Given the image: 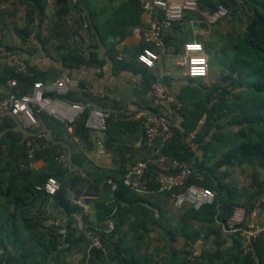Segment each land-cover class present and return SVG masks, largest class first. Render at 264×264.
<instances>
[{
    "label": "crops",
    "instance_id": "0c3cea01",
    "mask_svg": "<svg viewBox=\"0 0 264 264\" xmlns=\"http://www.w3.org/2000/svg\"><path fill=\"white\" fill-rule=\"evenodd\" d=\"M214 1L200 0L196 11L186 12L182 20L174 23L165 36L164 48L159 51L158 61L152 69H145L136 61L142 42L134 32L142 23V15L131 0H77V6L82 9L87 24L96 29L98 35V30L105 32L107 23L113 29L127 33L122 39L119 35L102 33V37H99L96 34L92 40H88L84 31L74 25L77 11L72 5L65 15L59 16L56 0H44V13L42 17L38 15L30 26L31 32L26 43L15 33L16 29H22L27 23L24 0H0V95L10 90L2 81L7 67V52L16 55L24 63L26 73L38 76L44 86L57 81L65 70L76 84L66 94L71 103L61 100L59 97L62 94L45 91L44 95L53 101L55 107V115L50 116L52 121L38 120L34 127L25 131L14 118L5 116L4 125L0 128V224L5 228L0 232V264H25L19 241L27 236L19 219L38 212L45 218L42 222L45 228L52 227L48 226L49 221L64 220L62 227H53L63 235L67 233L66 228L70 224L72 234L80 238V243L70 248L67 260L71 264H86L82 263V259L90 253L89 245L93 238L91 231L100 232L107 221H97L93 207L96 203L109 201L103 183L96 187L90 184L104 173L129 168L150 155V152L143 145L142 130H123L116 125L119 121L112 120L104 133L89 132L85 140L81 139L80 127L75 123L81 114L70 108V105L96 107L125 116L136 110L151 109L153 97L150 89L156 82L168 87L171 99L168 105H179V108V98L191 101L189 94L193 99L212 91L220 84L223 74L221 71L213 73L211 60L218 58L221 62L220 58L224 59L220 65H225L227 58L232 55L233 41L240 38L248 21L247 16L243 19V13L247 12L245 8L236 13L234 18L228 15L217 23H210L208 16L218 6ZM137 17L139 25L127 24ZM188 42H197L203 46L202 55L208 63L207 76L204 78H190L185 68L178 65V59L184 54L183 45ZM73 48H77L87 63L65 68L64 62L74 63L73 59L66 57ZM85 88L91 89L92 93L84 92ZM231 91L244 95L249 93L244 88ZM201 100L206 101L205 98ZM190 106H187L188 110ZM43 115L48 116L46 113ZM204 118L188 134L193 138L198 135L201 141L196 142V149L188 151L187 163L195 179L207 184L216 193V214L210 222H205L207 217L203 213L197 214L198 219H194L189 213V207L176 208L169 196L158 192L137 194L130 203L120 201L124 208V223L119 236L129 241L144 237L149 246L142 248L141 254L146 257L147 263H157L161 259L163 264H183L188 251V256L197 262H208L220 257L223 264H241L234 256L238 251L237 245L240 244L243 250L244 240L238 233L226 230L230 218V196L226 185L236 190L234 198L237 206L233 211L241 212L246 221L264 223V204H255L256 193L264 191V169L254 162L240 165L231 162L214 169L215 161L221 159L227 150L237 146V128L229 125L227 118L217 122L210 120L211 126L206 124ZM181 121L178 112L170 117L171 127L183 131ZM28 134H42L49 150L34 161L32 175L39 176L48 171V158L60 153L66 155L76 176L83 178L68 192V197L73 202L82 200L86 203V212L68 218L62 210L54 208L51 201L42 207L34 200L31 204L33 207H30L32 210L25 207L24 195L16 200L17 203L13 201L14 194L19 193L25 181L14 166L15 155L21 152L16 145L21 144ZM185 137L182 136L183 142ZM99 145L103 148L102 153H99ZM171 160L167 156L163 163L153 169L168 170ZM146 211L149 213L144 215ZM136 219L143 220L145 226L140 225L136 231H132L130 226ZM153 221H157V224H152ZM15 223L18 231L11 232L10 225L14 226ZM182 230L185 232L181 233ZM184 233L197 234V240L185 247ZM172 237L174 242L171 243L169 238ZM257 244L264 252V236L258 239ZM156 249L158 253L153 255ZM103 261L99 264H112L106 259ZM43 264H54L53 255Z\"/></svg>",
    "mask_w": 264,
    "mask_h": 264
},
{
    "label": "trees",
    "instance_id": "16d2710c",
    "mask_svg": "<svg viewBox=\"0 0 264 264\" xmlns=\"http://www.w3.org/2000/svg\"><path fill=\"white\" fill-rule=\"evenodd\" d=\"M240 1L241 3H238L236 0L216 1V5L222 4L227 7L229 14H232L231 16H234L239 11L242 12L246 8L247 12H244L243 14L248 17V21L240 38L233 41L232 55L227 58V62L222 67L223 76L220 84L215 86L212 91L204 93L202 97H194L191 99V94H189L188 98L191 101H188L187 99L184 100L182 97L179 98L181 108H179L178 114L182 118L181 128L183 131L171 127L174 136L161 149V154L170 157L172 160L188 162V151L190 149L182 141V136H187L192 133L203 117H205L204 119L208 126H211V123L209 122L210 120L217 122L223 118H227L229 125L237 128L236 137L242 140L240 144L227 150L221 159L215 161L213 164L214 169L219 168L220 166L229 165L231 162H235L238 165L245 162H254L264 169V104L262 102L254 103L252 100V98H257L260 94H264V0ZM24 2L26 4L27 23L22 29H16L15 33L21 37L24 43H26L31 32L30 26L40 15L42 17L45 3L44 0H24ZM73 2L74 0H56L58 6L57 14L59 16L65 15L72 5L75 8V11H77V15L73 19L74 25L77 29H82L84 31L88 40H92L96 37V29L92 28L89 24H87V28H83V21L81 18L82 9L78 8L77 0L74 5ZM131 3L139 8L141 13L139 3L136 0H131ZM127 24L132 26L139 25V17L131 22H127ZM98 33L99 35H97L99 37L100 35L102 37V33H105L111 36L119 35L120 39L127 35V33H123L121 29H113L108 23L105 32L98 30ZM66 57L73 59L74 63L64 62L63 67L65 68H72L73 66L87 63V61L85 62L80 56L77 48L68 51ZM114 62L117 64V61ZM10 79L16 81V86L10 89L7 94L0 96L14 94L17 97H20L30 93L36 82H41V79L36 75L31 76L27 73H16L13 69L6 67L2 81L6 83V81ZM221 83H226V85H221ZM234 88H244L247 89L249 93L247 95L241 93L237 94L231 91ZM250 96L251 99L249 98ZM59 98L71 103L68 95ZM201 98H205L206 101H202ZM83 106L86 110L75 123L80 127L79 137L85 140L90 131L84 128V120L90 107ZM187 106H190L189 110L187 109ZM148 110L152 111L151 109ZM35 117L37 121H52L50 116L43 115V113H36ZM4 122L5 117L3 119V123ZM3 123L0 125V128L4 125ZM109 123H112V120H109L108 124ZM116 125L126 131H141V124L138 121H119ZM260 128L262 129L261 131L258 130ZM37 135L39 134H28V136H35L34 138H36ZM193 139L197 143H200L201 141L198 135ZM43 143V139L36 138V144L39 145L40 148L35 150L34 161L43 157L42 154L49 151L47 146H44ZM16 146L21 149V152L20 155H15L14 166L17 169V172H19L21 176H24L23 178L25 181L21 184V188L18 191L19 193L14 194L13 201L15 203H17L16 200H18V198L24 195V205L29 210H32V208H30L33 207L31 204L36 200L42 205V207L45 206L48 201H51L53 207L62 210L68 218H71L78 213H84V211L75 205V203L68 197V192L72 191L79 181H83V178L76 176L71 165L69 169L63 167L58 161L61 153L60 155H54L51 159L48 158L47 172L39 176H33L31 172L33 167L29 166V159L25 152V139L21 144H17ZM149 156L151 155H147L142 160ZM129 168L118 170L114 173H104L98 180L90 184L92 187H96L103 183L104 188H106L109 194V201L107 203H96L93 209L96 212L97 221L103 222L105 220H110L114 227L110 233H105L104 229L107 225L106 221L105 227H103L100 232L96 233L93 230L91 231L93 237H98L101 240L104 251L102 252L97 249H91L89 256L82 259V263L99 264L104 262L103 259H106V261L112 264H163L161 263V259L157 263H147L146 257L141 254V249L149 246V243L144 237L134 238L129 241L124 237L119 236L120 228L124 223V208L121 207L120 201L124 200L130 203L132 200H135L134 196L137 195L122 185V177ZM49 177L55 178L59 183V190L54 196H49L42 190L43 184ZM146 177L149 179V189L152 191L151 193L158 192V187L154 182V169L147 171ZM109 179L118 184L117 190L112 195L110 187L106 184ZM190 182L212 191L207 184L197 181L194 175L189 179V183ZM225 188L230 196L229 209L231 216L234 207L237 206V200L234 198L236 190L230 185H226ZM263 192L264 191H258L256 194L258 196ZM216 208L217 198L215 193V202L213 205L204 206L199 210L190 208L189 213L194 219H198L196 216L197 214L203 213L207 217L205 222H210L216 214ZM148 213L149 212L146 211L144 215H147ZM43 220H45V218L42 217L39 212L34 213L32 216L27 214L19 219L20 226L24 228L27 236L19 241L21 245L20 253L25 264H43L49 261L52 255L54 264H71L67 260L66 255L73 245H78L80 243V238H75L72 234L69 223L66 228L67 233L63 235V233H58L59 231L53 227H43ZM152 224H157V221H153ZM140 225L144 227V221L136 219L131 224L130 230L136 231ZM3 229L5 228L0 224V232L3 231ZM10 229L11 232H17L18 229L16 223L14 226L10 225ZM183 232L185 231L182 230L181 233ZM183 235L185 237V247L191 246L192 243L197 240V234L190 235L184 233ZM169 241L171 243L174 242V237L169 238ZM1 242L2 239H0V243ZM252 247L253 251L244 254L240 244L237 245L238 251L234 256L236 261L239 260L241 264H264V252L261 250L257 242L253 244ZM157 253L158 249L153 251V255H157ZM188 255H190V253L186 251L183 264H223L220 257H215L208 262H197Z\"/></svg>",
    "mask_w": 264,
    "mask_h": 264
},
{
    "label": "built area",
    "instance_id": "2783aa9c",
    "mask_svg": "<svg viewBox=\"0 0 264 264\" xmlns=\"http://www.w3.org/2000/svg\"><path fill=\"white\" fill-rule=\"evenodd\" d=\"M141 7L142 23L134 29L140 37L142 48L136 57V61L147 69H152L159 59V51L164 48L165 36L174 23L182 20L184 14L198 9L200 0H136ZM239 2V0H236ZM229 10L222 4L208 16V21L212 24L228 17ZM83 28H87L86 17L81 15ZM204 49L202 44L188 42L183 45V56L178 59V65L185 68L186 75L190 78H204L207 76L208 63L203 57ZM5 64L16 73L26 74L24 63L11 52L5 53ZM10 89L16 86V81L10 79L6 81ZM76 85L68 77L65 70L60 78L49 86H44L41 82H36L30 93L20 97L10 94L0 96V125L6 115L13 117L18 124L28 131L37 124L36 113H46L48 116L55 115L53 101L47 98L45 91H55L63 96L68 93L72 86ZM152 106L151 110H136L125 116H119L101 108L90 107L84 120V128L90 132L104 133L108 129V121H130L140 122L143 134V145L150 151L149 157L138 161L131 166L122 177V185L138 195H148L152 191L149 189V179L146 172L163 163L167 156L161 154V149L173 138L174 132L170 125V117L179 110V105H168L171 102L169 89L165 84L156 82L151 86ZM84 92L92 93L91 89L85 88ZM70 108L81 115L85 112V107L80 104H72ZM25 137V152L29 159V166L33 167L35 150L39 149L36 138H44L42 134ZM44 141V140H43ZM185 144L191 150L197 148V143L193 136L185 137ZM45 143V141H44ZM46 146V144H44ZM99 153L103 152L101 145ZM58 161L65 168H70L66 155H61ZM193 173L185 161L171 160L168 170L154 169V182L157 191L167 194L176 208L189 207L199 210L204 206L213 205L215 193L189 179ZM197 180V178H196ZM106 184L110 187L111 195L117 190L118 184L111 179ZM42 190L49 196H54L59 190L58 181L49 177L42 186ZM75 205L84 212L87 205L82 200L74 201ZM255 204H264V192L256 198ZM65 221H49L48 226L62 227ZM113 223L107 220L105 233L113 230ZM226 230L229 233H238L244 240V254L253 251V244L264 236V223L258 224L253 221H246L244 215L238 210H234L226 223ZM89 249L104 251L101 240L93 237Z\"/></svg>",
    "mask_w": 264,
    "mask_h": 264
},
{
    "label": "rangeland",
    "instance_id": "374dc122",
    "mask_svg": "<svg viewBox=\"0 0 264 264\" xmlns=\"http://www.w3.org/2000/svg\"><path fill=\"white\" fill-rule=\"evenodd\" d=\"M217 0H215L214 2H215V4H217V2H216ZM238 3H241V1L239 0V2ZM232 14L230 13L229 14V18H234V16H231ZM245 16L246 15H244L243 14V19L245 18ZM248 17H246V19H247ZM238 37H239V34L237 35ZM220 60H221V62H222V60H224V59H221L220 58ZM221 62L219 61V59L218 58H214V59H212L211 60V63H212V67L214 68V70H213V73L214 74H216V72H218V71H223V69H222V65H220L221 64ZM250 99H251V96L249 97ZM252 100H253V102L254 103H258V102H262L263 104H264V94H260L257 98H252ZM258 130H262L261 128L260 129H258ZM237 141H236V145H238V144H240V142H241V140L237 137V139H236Z\"/></svg>",
    "mask_w": 264,
    "mask_h": 264
}]
</instances>
